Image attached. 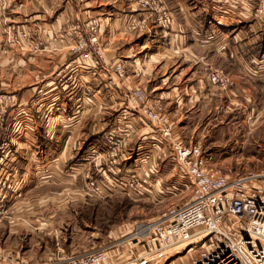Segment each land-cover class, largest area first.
Wrapping results in <instances>:
<instances>
[{
    "label": "crops",
    "instance_id": "1",
    "mask_svg": "<svg viewBox=\"0 0 264 264\" xmlns=\"http://www.w3.org/2000/svg\"><path fill=\"white\" fill-rule=\"evenodd\" d=\"M155 1L171 13L170 26L157 23L156 11L141 0H0V93L15 98L8 107L6 131L21 149L6 158V169L0 174L4 189L0 196L6 205V257L0 258V264H40L53 257L54 251H22L18 233L34 225L44 233L49 225L61 223L59 211L84 204L90 197L84 175L100 179L108 173L102 155L84 165L81 153L90 146L103 151L109 129L131 130L121 157L123 166H133L135 156L150 153L140 167L148 192L162 189L161 180L170 176L175 185L185 184L174 169L177 165L169 145L160 141L157 124L123 105L128 89L143 88L151 97L162 99L177 137L186 144L192 143L184 135L195 130L190 115L197 107L231 101L251 107L255 97L263 105L264 14L254 15L259 0ZM91 16L99 19L104 51L98 70L83 67L82 57L58 39L70 23ZM21 28H39L44 50L33 51L29 42L9 43L7 34ZM118 63L125 66L127 75L121 82L116 80L114 88H106L107 72ZM71 67L75 70L68 75L77 76L78 85L63 88L54 81V73ZM214 70L231 78L232 90L210 84L209 73ZM44 72L45 79L41 78ZM39 86L45 87L43 105L52 109L50 124L32 101ZM85 86L95 91L97 105L76 110L75 98ZM203 151L211 165V154ZM170 165V171L164 170ZM74 243L72 249L79 248Z\"/></svg>",
    "mask_w": 264,
    "mask_h": 264
},
{
    "label": "built area",
    "instance_id": "2",
    "mask_svg": "<svg viewBox=\"0 0 264 264\" xmlns=\"http://www.w3.org/2000/svg\"><path fill=\"white\" fill-rule=\"evenodd\" d=\"M141 3L150 4L148 0H141ZM160 11L158 22L163 26L172 24L174 20L169 12L163 6ZM262 14L264 0H259L254 15ZM81 22L85 34L79 23L69 24L58 39L68 46L72 54L82 57L80 63L83 67L99 69L103 66V50L98 42V18L88 17ZM39 33V28H21L8 34L7 40L19 46L29 42L32 50L41 49L44 48V40L38 38ZM70 70L57 71L54 81L63 88L68 85L76 88L77 76L68 75L75 68ZM110 70L104 80L106 87L115 85L116 80L125 74L121 63ZM211 80L222 86L229 84L228 78L219 73L213 74ZM39 93L44 91L39 89ZM84 93L75 98L76 110L93 104L94 91H89L90 95ZM130 98L136 104V108L133 107L135 111L140 112L144 119L157 123L160 141L169 145L180 177L187 178L191 185L189 199L182 204L167 206L154 219L136 222L127 233H120L103 245L79 253L56 252L40 264H264V171L230 175L219 166L210 165L199 144H186L177 137L175 124L163 107L150 103L141 90L132 91ZM42 99L39 97L35 104L44 122L50 124L52 109L43 105ZM12 102V94L0 93V110L3 113ZM130 135L128 128L118 133L109 129L104 135V154L96 146H90L83 151V160L90 161L102 155L103 159L116 162L123 157L122 148ZM6 155V142H3L0 159L4 161ZM149 158L150 153L135 156L133 166L122 174L117 168L120 175L113 180H100L86 173V194L105 197L112 192L126 191L150 195L153 191H147L146 181L140 173L141 165L146 164ZM170 189L174 190V187Z\"/></svg>",
    "mask_w": 264,
    "mask_h": 264
},
{
    "label": "rangeland",
    "instance_id": "3",
    "mask_svg": "<svg viewBox=\"0 0 264 264\" xmlns=\"http://www.w3.org/2000/svg\"><path fill=\"white\" fill-rule=\"evenodd\" d=\"M148 1L150 4L144 5L142 3V5L154 9L156 11L157 20V17H159L161 14L160 8L163 5L155 0ZM165 9L168 11L167 8ZM169 14L171 15L170 12ZM86 18L84 20H86ZM81 19H76L70 24L79 23L82 28L81 31L83 32V34H85V29H83L82 25L83 22H81L84 20ZM140 22L141 21H139V23ZM157 23H159L158 20ZM141 24H143V22H141ZM98 39V42L103 50V46L100 41L99 30ZM40 50H44V48H37L33 51L36 52ZM109 68H111V66H109ZM93 69L98 70L97 68ZM124 71V77L118 80L120 82L127 75L125 66ZM110 72L111 70H109L107 74H109ZM1 73H3V71H0V74ZM215 73H219L227 77L229 80V84L227 86H222L220 84L213 83L211 77ZM42 75H47V73L44 72L42 73ZM209 81L211 85L218 86L220 89L227 91L232 90L231 87H233L234 85L231 78L226 73H223L219 70H214L209 73ZM116 85L117 83H115V85L111 87L106 88H114ZM15 86L17 88V85ZM42 87H37V90L35 91L32 98L33 102H36L39 97H43V94L39 93V89L45 91V87ZM136 90L145 92L148 101L150 103H153V105H160L161 107H163L165 113L168 115L162 99L151 97L150 95H148L146 90L139 87L128 89L126 97L123 100V105H128L131 108H136V104L130 98V93ZM89 91L92 92L93 89L90 86H85L83 92L89 94ZM94 94L95 93H92L93 104L92 106L90 105L91 108L97 105L94 99ZM13 99L15 101L14 96ZM227 100L229 99L227 98ZM260 100L261 99L255 97V103L253 102L251 104V107L246 105L243 101H241L240 104L239 101H231L228 104L227 102H225V104L227 105L216 106V104L210 103L207 105H201L199 108L197 107V109H194L195 114L190 115V120L195 121V124L193 125L195 130H191L190 132H188L189 134L192 133L189 136L184 135V140L186 142L192 141V143L199 144L202 149L211 154V165L219 166L230 175L243 174L249 171H264V101H262V105L260 103ZM12 104H14V102H12L10 105ZM101 104L104 106V102ZM101 104L100 106H102ZM90 106H88L89 109ZM224 106H229V108H222ZM137 113L140 115V117L143 116L140 112ZM10 116L11 115L8 111V108L4 113L2 112V110H0V145L1 143L6 142V158L13 152H21L20 147H17L15 145L10 134L6 131V122H9ZM129 139L130 136L126 141L125 146L122 148L123 154L125 153L127 145L129 144ZM97 148L99 149V147ZM101 152L103 155L105 151ZM81 154L83 155V153ZM96 158L94 157L93 159H90V161H84V165H86L87 163H91ZM5 161L6 159L4 161L3 159H0V174H2V172L6 169L4 164ZM103 161L105 163V169L107 170L108 176L101 177L100 180H113L114 178H117L120 174H122L126 168L129 167L128 165L123 166L122 158L118 159L116 161L117 163H112L107 159H103ZM171 167L172 165L167 166V168L164 170L170 171ZM82 168H84V166ZM117 168L121 169L120 174H117ZM174 169L178 170V166H175ZM170 177L161 180V183L163 185L162 192L156 193V191H154L150 195L146 193H129L126 191L112 192L111 195H107L105 197H95L88 195L90 197L86 196V200H83L84 204L80 203L78 204L79 206H74V208L70 207V209H67L65 211H59L58 214H61L62 216L61 223H54L53 225H51V227L49 225L48 229L43 230L44 233L39 232V225L29 226L28 230H24L20 234L18 233V247L21 248L22 251L33 250L38 254L43 251H46L48 253L54 251L60 252L62 254H71L83 252L85 250L103 245V243H105L104 241H106L104 239L109 237V235L123 232L124 235L128 230H131L136 222L141 220L145 221L154 219L159 213L164 211L167 206L171 204H182L189 199L191 195V185L187 178H183L182 180V182H184L185 184L179 183V185H175V183L177 182H175V179H170ZM1 180L2 179H0V192L2 191V193H4V189L2 188L3 182H1ZM164 186H167V189ZM172 186L174 187V190L170 189L172 188ZM5 207V198L2 194L0 196V258H2L3 256L6 257V254H3V251L6 250V212H4ZM72 242H75L74 245L76 243H79V248L72 249V247L70 246L72 245ZM3 247H5V249Z\"/></svg>",
    "mask_w": 264,
    "mask_h": 264
}]
</instances>
